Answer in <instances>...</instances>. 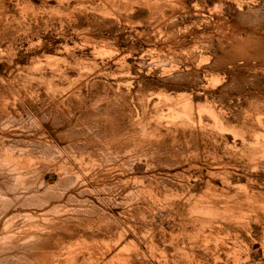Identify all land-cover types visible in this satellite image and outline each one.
<instances>
[{
  "label": "rangeland",
  "instance_id": "obj_1",
  "mask_svg": "<svg viewBox=\"0 0 264 264\" xmlns=\"http://www.w3.org/2000/svg\"><path fill=\"white\" fill-rule=\"evenodd\" d=\"M0 15V123L13 112L9 125L0 124V156L28 153L44 188L56 190L64 152L83 157L92 176L100 164L119 167L93 183L108 186L111 215L125 212L140 235L151 230L158 238L147 241L157 264H264V158L255 168L239 145L258 129L259 117L264 121V0H0ZM188 97L199 101L194 109L202 125H185L173 114ZM209 105L226 116L224 133L204 114ZM222 162L233 180L231 195H255L242 207L249 227L233 222L231 235L219 221L204 224L193 215L183 195L205 197L208 183L224 189L223 177L212 175ZM128 178L143 186H126ZM10 183L0 174V195Z\"/></svg>",
  "mask_w": 264,
  "mask_h": 264
},
{
  "label": "bare ground",
  "instance_id": "obj_2",
  "mask_svg": "<svg viewBox=\"0 0 264 264\" xmlns=\"http://www.w3.org/2000/svg\"><path fill=\"white\" fill-rule=\"evenodd\" d=\"M156 1H158V0H156ZM5 10H8V8ZM5 10H4V12H7ZM7 13H10V12H7ZM248 36H245V37H248ZM0 50H2V49H0ZM0 53H1V51H0ZM2 53H1V55H2ZM3 54H5V53H3ZM6 54H7V52H6ZM221 55H223V54H221ZM176 57H178V56H176ZM202 58H204V57L201 56V59ZM6 59H8V58H6ZM208 59H207V61L209 62ZM9 60H11V59H9ZM119 60H120V58H119ZM205 60H206V56H205ZM232 60H234V59H232ZM199 61H200V59H199ZM228 61H230V60H228ZM240 62H237V63H240ZM252 62H254V61H252ZM204 64L206 65V63H204ZM171 66H172V62H171L170 67ZM185 69H186V67H185ZM169 70H168V72H169ZM186 70H188V69H186ZM177 71H178V69H177ZM180 72H181V70H180ZM263 73H264V71H263ZM109 76L111 77V75H109ZM56 80H57V78H56ZM93 80H96V79H93ZM2 82H4V81H2ZM121 82H122V84H125V85L128 84V81L123 80ZM116 86H117V84H116ZM200 87H202V86H200ZM204 88H206V87H204ZM111 89H113V88H111ZM117 90H116V92H117ZM204 90H206V89H204ZM107 91H108V89H107ZM133 94H135V93H133ZM198 94L200 95V93H197V95H196L197 97H198ZM131 96H132V94H131ZM189 96H192V95H189ZM196 96H195V98H196ZM202 96H204V94ZM100 97H102V96H100ZM188 98H186L187 100H185V102L183 101L184 104L182 106H180V108H177V106L174 107L173 114L176 115L179 119H181L185 125L195 126L197 123L202 125L204 119H203L202 115L199 112L196 113L197 111L194 109V104H195L194 100H193L194 97H193V99L192 98L188 99ZM165 101H167V100H164V102ZM180 101H181V99H180ZM196 101L199 102L198 100H196ZM197 102H196V104H197ZM166 104L168 105V103H166ZM169 105H170V103H169ZM171 105H173V104H171ZM197 106H195V107H197ZM26 107H28V106H26ZM244 107H245V105H244ZM142 109H143V107H142ZM253 109H254V107H253ZM167 110H168V108H167ZM221 110H217L215 107L209 105V107H207L205 109L204 114L208 115L209 120L214 124L215 128L219 131V133H224L225 130L223 127H224V125H226L227 122L225 119L226 116L224 115V113ZM168 111L170 112L171 110H168ZM29 112H30V110H29ZM262 113H264V112H262ZM7 114H8L7 117L3 118L1 120V123L2 122L5 123V126L10 124L9 119H10L11 115L13 114V112H8ZM170 118H171V115H170ZM239 118H240V116H239ZM168 120H169V118H168ZM170 120H172V119H170ZM174 120L175 119H173V121ZM256 123H257L258 129H250L247 136L243 135L241 137V141H240L239 145H241L242 148L244 149V151H246L248 153L249 157L251 158L252 162L254 163L253 165L255 166V168L256 167L258 168V165L256 162L258 160H260V157L264 158V121H262V119L259 117L257 119ZM71 124H73V123H71ZM19 127H20V125H19ZM1 128H3V127H1ZM4 129H5V127H4ZM21 129H22V127H21ZM175 129H177V128H175ZM207 129H210V128L208 127ZM11 132H14V131H11ZM212 133H214V132L212 131ZM228 133H226V134H228ZM2 134L4 136V132H2ZM201 134H202V132H201ZM233 135H234V141L233 140H231V141L234 143L233 146L237 147L236 142H237L239 135L238 136L236 134H233ZM204 137H205V135H204ZM239 140H240V138H239ZM79 142H81V141H79ZM3 144L4 143H2L1 145H3ZM225 145H226V143H225ZM230 147H232V146H230ZM7 152L1 154V156H0L1 157L0 158V174L1 175H7L11 181L10 185H8L9 192H7L5 196L0 195V264L3 263V260L4 261H9V260L15 261V259L18 260L17 262H19V264H32V263H30V260H32L34 262V264H36V263L37 264H46V263H51L52 261H55L56 259L59 261L61 258H65L66 262H69L72 264H142V263H140V258H144L146 260L148 258L149 259L151 258L150 260L154 261L153 264H157V261L155 260L156 257L154 255V250L152 249L151 246H149L147 244L148 243L147 241L154 244V242H155L154 240H155L156 236L152 235L151 230L146 231V232H142L140 235V232L138 233L139 228L137 226L133 225L131 222H127L126 219L124 218V216L126 215L125 212H123L122 214H119V215H115V216L111 215L112 214L111 198L106 193V192H108L107 191L108 186L101 189L102 187L100 188V187L94 185V183H93L95 178L102 179L105 176L107 177L108 175H110V173L117 172L119 167L114 166L113 168H111L108 165L109 162H106L105 164L98 165L97 169L99 171L98 172L96 171L97 173L92 176L86 167L88 164L85 163V159L83 157H77L76 154H69V153L64 152V154H61L62 160H63V166L60 167V169L58 170V173L56 172L58 179H59L58 185L61 186V188L56 190V189L51 188V187L44 188L46 183L44 184V182L42 181V178H40V176H38L40 170L37 168V166H39V164H37V166L32 165L33 159L31 158V156L28 153L24 152L25 153V155H24L23 151H21L20 152L21 157H19V159H18V158H14L13 155L8 154ZM88 155L90 156L89 153H88ZM128 157H130V156H128ZM209 160H211V158ZM137 162H138V159H137ZM202 163H204V162H202ZM222 163H220V164L218 163L216 165L215 170H216L217 174L212 172L213 173L212 175H216V176L219 175V176L223 177L224 189L221 187L222 189L219 191L218 189L213 188L208 183L206 186L205 194H204L205 197H200L199 199H196V197L192 196V194L190 192L191 190H189V192H187L186 194H183V195L186 198H189L187 205H189L188 206L190 208L189 211L193 215H195L199 218L204 217V220H203L204 224L207 222L212 223L213 221L214 222L219 221V223L222 225V230L227 231L228 235H231V233H236V230H234L235 228L232 225L233 222L236 223L238 226L242 225L245 230H246V228L249 227V223L246 222L247 220L244 219L243 216H241L243 213L242 207L244 204L250 205L252 203V200H254L255 195L250 196L246 192L244 193L243 196L238 195L239 193H236V195H234V196L231 195L232 194L231 186L233 185V180L231 178L230 173H228V171H227L228 170L227 165H224V163L223 164ZM136 165H138V164H136ZM121 166L124 167V165H121ZM139 166H141V165H139ZM52 167L54 168V166H52ZM142 167H143V165H142ZM142 167H141V169H142ZM220 170H223L224 172H221ZM158 173H160V171ZM171 174H174V173H171ZM150 175H152V174H150ZM156 176H157V174H156ZM202 176H203V174H202ZM42 177H44V176L42 175ZM199 177H201V176H199ZM119 178H120V180H118L119 183H123V181L121 180L123 178L122 174H119ZM111 179H113V177ZM116 179H118V178H116ZM171 179H172V177H171ZM202 181H204V180H202ZM130 183L134 184V186L135 185L136 186L137 185L143 186L142 183H140V184L137 183V180L132 179V178H128V181L125 183V185L126 186L128 184L130 185ZM197 183L196 184L193 183V184L197 185ZM217 185L219 187V184H217ZM202 186H203V184H202ZM194 187H196V186H194ZM204 188H202V189H204ZM142 190L145 191L146 189L143 187ZM196 190H197V188H196ZM199 190H201V189H199ZM125 194H126V192H125ZM149 194H150L151 198H153V195L151 193H149ZM113 199H114V197H113ZM125 201H127V200H125ZM192 201H193V203H192ZM124 202L121 200L120 206L126 207L127 204H125ZM221 204H225V207L222 209L220 207ZM159 205H160V202H159ZM237 209H240V210L238 211ZM136 213H137V211H136ZM169 214H171V213H169ZM237 215H240V216H237ZM164 219H166V218L164 217ZM164 219H163V221H164ZM143 222H144V227H146L147 229L151 226V222L146 221V218L143 219ZM166 223H167V220H166ZM169 223H171V222H169ZM160 224H161V221H160ZM163 224L165 225V223H163ZM171 225H173V223ZM165 233L168 234V232H165ZM251 237H254V236H251ZM156 239H158V238H156ZM195 240H196V238H195ZM182 243H183V241H182ZM175 250H177V248ZM177 251H179V249ZM189 254H191V253H189ZM2 256H3V258H1Z\"/></svg>",
  "mask_w": 264,
  "mask_h": 264
}]
</instances>
